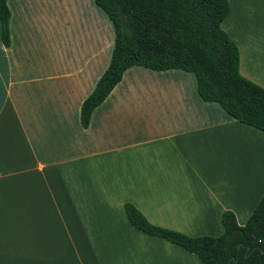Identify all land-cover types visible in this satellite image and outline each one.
<instances>
[{"label":"crops","instance_id":"crops-1","mask_svg":"<svg viewBox=\"0 0 264 264\" xmlns=\"http://www.w3.org/2000/svg\"><path fill=\"white\" fill-rule=\"evenodd\" d=\"M0 27V264H203L134 227L218 236L264 192V131L203 100L182 69L128 67L92 111L114 26L94 0H6ZM240 73L264 88V0H228Z\"/></svg>","mask_w":264,"mask_h":264},{"label":"trees","instance_id":"trees-1","mask_svg":"<svg viewBox=\"0 0 264 264\" xmlns=\"http://www.w3.org/2000/svg\"><path fill=\"white\" fill-rule=\"evenodd\" d=\"M110 18L115 39L108 67L80 106L87 127L92 111L133 65L161 71L182 69L195 79L205 101L218 102L238 121L264 131V88L239 71V50L221 23L228 0H94ZM10 10L0 0L1 38L10 43ZM124 209L141 231L165 238L197 255L203 264H264V192L246 223L231 210L221 214L218 236H188L151 224L131 203Z\"/></svg>","mask_w":264,"mask_h":264}]
</instances>
